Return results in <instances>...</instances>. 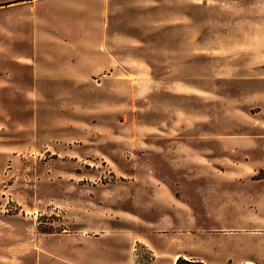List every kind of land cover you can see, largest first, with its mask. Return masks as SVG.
Wrapping results in <instances>:
<instances>
[{"label": "rangeland", "instance_id": "374dc122", "mask_svg": "<svg viewBox=\"0 0 264 264\" xmlns=\"http://www.w3.org/2000/svg\"><path fill=\"white\" fill-rule=\"evenodd\" d=\"M156 8L123 14L149 23L122 28L141 43L122 70L96 73L99 57L60 43L58 74L0 85V264H170L148 240L172 238L264 264V0ZM165 193L210 233L178 226Z\"/></svg>", "mask_w": 264, "mask_h": 264}, {"label": "crops", "instance_id": "0c3cea01", "mask_svg": "<svg viewBox=\"0 0 264 264\" xmlns=\"http://www.w3.org/2000/svg\"><path fill=\"white\" fill-rule=\"evenodd\" d=\"M201 1L0 0V85L7 84V76H10L12 80L14 77L23 78V69L27 67L31 68L32 78L44 79L46 77L45 75L58 74L57 71L47 68V64L51 59V54L49 53L50 47L58 48L60 55L63 52V49L57 45L60 43L62 44L61 46L72 48L71 51L69 50L74 54L72 56H76L75 53L89 52L92 54V61L95 57H99L98 62H95L92 68L96 70V73H105L108 70L114 71L113 68L120 70L121 63L123 62L122 66L124 67L126 65L125 63H127L125 62L124 55L126 51H135L141 45L135 39L127 44L123 40L122 28L126 27L127 23H129L131 27L137 29L140 25L143 27V23L147 22L146 19L142 21L144 15H140L138 19H130L128 21L131 22H127L124 19V13L126 14L127 11L135 13L136 10L153 12L154 9H157L156 7L164 5V11L166 12L164 14H169L172 18L175 14V6H181V10H183L184 6L188 7L190 4L198 5ZM162 11L160 12L161 14L163 13ZM72 37L73 39H69ZM94 38L101 40L96 45L97 47L94 46L95 43L93 44ZM102 41H106L108 47L103 49L104 44ZM80 46L85 49L79 50ZM95 51H100L102 54L98 55ZM27 52L30 54L28 55ZM94 53L95 55L93 56ZM34 54H36L37 58L33 57L35 56ZM91 65L93 64L91 63ZM94 70L90 71L89 75H81L79 73L80 76H77L78 72H75V75L69 77L78 83H83L84 80L95 78ZM154 185L156 187L155 193L159 197V192L161 194L162 189H159L157 184ZM166 186L168 191L171 190V186L167 184ZM165 195L168 197H157V200L158 202L161 200L162 203L168 204L166 207L173 206L176 208L178 219L182 220L180 222L178 221V226H183V229L188 228L189 230L190 228H197L204 235L210 233L208 232L210 230L208 227L201 225L202 223L195 216L196 214L192 206L184 197H174V194L169 195L168 193H165ZM154 203L156 205V200ZM155 205L148 207L150 208ZM183 220L187 221V224L185 223L186 225H183ZM150 223L152 224L154 222ZM149 227L152 229V226ZM158 228L156 227L153 230ZM180 228L177 227V229ZM214 228L219 229L218 227ZM231 229L233 228H230V230L220 228L219 230L221 231L216 232L228 235V233L230 234L232 232ZM188 231L187 233L191 230ZM148 241L150 248L154 251V256L150 261L166 260L170 264H175L178 257L184 255L196 256L206 264H219L221 259L231 256L230 253L222 254L228 246L223 241H219L218 243L201 241L197 243L196 241L191 242L190 240H183L182 242L179 240L174 241L172 238L170 241L164 240L161 247L155 246L150 240ZM170 243L176 244L174 250L169 249ZM234 245H236L235 241ZM249 262L256 263L255 260L249 257H240L233 264H245Z\"/></svg>", "mask_w": 264, "mask_h": 264}, {"label": "trees", "instance_id": "16d2710c", "mask_svg": "<svg viewBox=\"0 0 264 264\" xmlns=\"http://www.w3.org/2000/svg\"><path fill=\"white\" fill-rule=\"evenodd\" d=\"M189 262L186 258L180 256L178 259H177V262L176 264H184V263H187ZM191 263H197V264H205L204 262L202 261H193Z\"/></svg>", "mask_w": 264, "mask_h": 264}]
</instances>
